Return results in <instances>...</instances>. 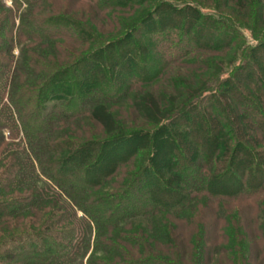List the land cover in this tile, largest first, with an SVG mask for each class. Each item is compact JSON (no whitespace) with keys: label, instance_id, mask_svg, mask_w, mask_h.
<instances>
[{"label":"trees","instance_id":"1","mask_svg":"<svg viewBox=\"0 0 264 264\" xmlns=\"http://www.w3.org/2000/svg\"><path fill=\"white\" fill-rule=\"evenodd\" d=\"M10 1L14 6H18L19 2L26 5L40 2ZM89 1L104 12L105 17L110 16L105 13L108 8L125 10L114 19L116 30L112 35L120 36L110 41H89L90 35H99V32L85 21L61 13L39 20H20L16 41H39L52 47L53 54L37 55L24 47L15 67L18 77L16 80L14 78L15 82L12 81L8 99L2 102L0 94L3 105L0 108V146L4 144L3 128L10 137L14 136L13 110L30 149L38 145L44 154V157L40 155L36 159L39 168L46 171L43 172L47 178L75 202L92 224L90 252L84 262L77 264H264V132L259 129L253 116V112H263L264 107L249 92L241 96L247 107L243 108L235 98L236 102H232L229 80H219L217 89L205 96L214 105L220 101L219 108L226 118V126H223V130L215 129L217 132L212 138L204 137L206 143H212V147L207 152H200L194 140L188 138L189 127L183 122H188L189 108L204 98L202 94L209 88L207 82L210 74L202 76V73H193L191 81H185V85L177 78L175 90L167 95L155 93L144 86L159 76L166 64L178 62L193 52L222 53L224 49L232 48L237 44L235 39L240 37L239 28H248L254 36L260 35L259 43L247 49L250 54L260 45L264 46V0H192L198 6H212L228 18L204 15L199 13L197 6L185 2L176 6L159 0ZM187 11L195 18L191 27H186L184 22L183 16ZM12 27V16L8 14L4 25L7 35L4 43L0 44V51L7 56L13 43ZM227 34L231 37L224 39L223 36ZM57 35L74 42L82 37L87 47L77 54L72 52L66 55L62 50H57L54 42L48 41ZM153 35H162L159 49L154 44ZM167 35L172 47L166 56L163 49L170 47ZM108 47L112 48L113 53L116 48H122L128 54H121L114 64L108 63L104 55ZM222 55L225 56V53ZM233 55L229 58L230 62ZM247 63L253 68L252 73L254 69L264 70L262 60L249 59ZM195 64L200 71L211 69L213 73H218L223 61L197 60ZM8 66L0 59V89ZM240 66L236 65L235 71ZM144 68L146 74L140 73L139 70ZM81 71L88 73L82 78L85 80L83 83L77 77ZM117 71L122 77L131 78L132 82L138 84L133 85L134 91L130 95L131 109L142 121L155 125V130L148 132L145 129L142 133L139 130H126L104 103L112 96L105 84L111 81L110 74ZM253 85L247 81L245 87L254 88L252 92L257 93L262 89V85ZM49 102L53 103L49 105ZM207 105L200 112L205 115L209 125L214 118ZM82 113L100 127L103 133L101 143L105 144L134 138L136 141L144 140L146 135L149 138L153 133L165 130L163 122L176 125L182 120V134L199 152L197 155L195 148L189 156L195 166L177 164L178 158L184 160L186 157L179 152L168 151L166 158L172 168L174 183L172 186L165 185L159 179L160 187L174 192L177 200L170 203L149 200L147 195L150 191L146 186L153 178L149 155L137 150L123 159L135 164V170L128 173V179L120 184L121 189L101 194L94 192L93 188L107 180L105 176L108 172L91 179H86L85 174L98 166L101 153L97 151L90 157L84 154L77 158L76 163H71L75 154L81 153L86 146L75 144L68 152L67 144L71 143V138L51 134L64 120ZM208 129L211 130V126ZM62 142L64 146L59 147ZM222 147L224 151L220 156L217 152ZM198 157H201L200 164H196ZM244 158L248 160L247 165L242 163ZM236 167H240V185L236 190H216V181L233 175ZM255 170L262 172V180L257 185H247L245 179L249 172ZM138 190L140 193H137ZM132 192L142 196L135 200L131 197ZM39 195L36 188L31 187L29 193L20 198H4V213L13 214L19 208L31 210L36 207L38 214H41L39 211L46 202L51 207H57L55 199L40 201ZM52 216L53 211L49 208L37 220L40 223L46 219L52 222ZM137 216L145 218V222L134 220L133 217ZM66 232V240L61 242L47 230H36L32 237L18 239L12 246L0 250V261L4 264H76L71 260L75 252L68 242L77 236L71 228ZM81 239L88 245V237L81 235Z\"/></svg>","mask_w":264,"mask_h":264},{"label":"rangeland","instance_id":"2","mask_svg":"<svg viewBox=\"0 0 264 264\" xmlns=\"http://www.w3.org/2000/svg\"><path fill=\"white\" fill-rule=\"evenodd\" d=\"M166 1L167 3H172L176 6L182 5L183 2L189 5L197 6V10L199 13L204 15H209L213 18H218L221 14L220 11H217L212 6H201L197 5L196 2L192 0H159ZM164 13V10H159ZM123 9H106L105 13L109 14V17H105L104 12L96 9L94 5L91 4L89 0H40L38 3H34L32 5H26L24 2H19L18 6H14L10 0H0V44L4 43L6 33L4 32V25L6 24V18L8 14H11L13 27L11 31L13 43L10 49L9 55L5 52L0 51V59H3L7 64H9L6 69V73L4 75L0 89L1 97L3 100L8 99V93L10 90V86L12 81L15 82L18 77L15 74V67L17 62L20 59L22 50L25 48H29V50L35 54H47L52 55L53 49L52 47L45 45L39 41L35 40H19L16 41V33L19 30V21L24 19H41L47 16L56 15L57 13L65 14L75 17L77 20L85 21L88 25L93 26L95 30L99 32V35H90V38L87 40L91 41H101L104 39H108L110 41L120 35L114 34L113 31L116 30V26L114 23L115 18L118 15L124 13ZM222 17H227V15H221ZM184 17V22L186 27H191L194 25L195 18L190 12H186ZM228 18V17H227ZM177 19V17H175ZM180 19V18H179ZM185 27V28H186ZM208 27V26H206ZM54 30V29H53ZM52 30V31H53ZM240 37H237L235 40L237 44L232 46L230 49H224L222 53H225V56L222 53L203 51V52H193L192 54L182 58L180 61L175 63L166 64L163 71L159 76L154 77L150 82L145 83L146 89L152 90L155 93H172L175 90L176 79L178 78L180 81H184V85L187 81H191V75L194 73H202V76L209 75V82H207L208 89L203 91L204 95L202 101H198L189 108V116L188 122L184 121L189 127L188 138H192L194 140L195 145L198 150L202 152H207V150L211 149L212 143H206L204 140L212 138L213 134L216 133L214 130L221 128L223 130V126L225 124V116L220 112L221 107L219 104L220 101L217 102V105L212 103L205 95L212 90H216V85L219 80L227 78L231 85V101L240 102L243 108L247 107L245 102L242 100L241 96L248 92L261 103V106L264 107V70L262 69H254L252 73V67L247 63L249 59H257L259 61L262 60L264 62V46L260 45L257 47V50L253 51L252 54L247 51L248 48L252 46H256L259 42L258 36H254L252 32L248 28H239ZM75 36V35H74ZM77 36V35H76ZM161 36V39H160ZM159 37L157 35H153L154 44L159 49L160 43L163 40L162 35ZM79 37V36H78ZM231 36L229 34L224 35V39H228ZM80 38V40H79ZM77 42L71 41L67 39L65 36L57 35L49 38L48 41L54 42L56 44V48L59 51L66 55L73 53L81 52L82 49L86 48L87 43L86 40H83L82 37H79ZM106 41V42H107ZM168 47L167 50H164V55H168L167 53L171 52L172 45L170 44V38H168ZM174 41V40H173ZM156 42V43H155ZM164 43V42H162ZM146 46L147 44L144 43ZM153 44V43H152ZM144 45V46H145ZM148 47V46H147ZM116 52H112V48L108 47L104 55L106 59H108V63L114 64L117 62L121 54L127 55L128 52L124 51L122 48H116ZM153 51V49H152ZM25 52V51H24ZM157 52V51H156ZM151 53V52H150ZM233 55V60L230 62L229 58ZM45 55V56H47ZM158 56V53L156 54ZM208 59H221L223 61L222 69L218 73H213V70L207 69L200 71L199 67L195 64L198 60L199 62L208 60ZM242 64V66H240ZM239 65L240 69L235 71V66ZM140 73L146 74V70L140 69ZM116 73V74H115ZM114 74H110L111 81L107 82L106 90L111 93V99L104 101V103L108 106V108L114 113V116L118 121L122 123L126 130H139V133L142 131L148 130V132L155 130V125L147 124L142 121L131 109L130 106V95L134 91L133 85H138L135 82L127 79L125 76L119 75L118 71ZM139 73V72H138ZM88 73L86 71H81L78 74V79L81 80L80 83H83L85 80L82 79L84 76L86 77ZM15 78V80H14ZM100 78V77H99ZM106 78V76H104ZM126 78V79H123ZM177 79V80H178ZM255 85H262V89L254 91L245 87L247 84L246 80ZM186 81V82H185ZM244 81V84H242ZM261 87V86H260ZM109 88V89H108ZM211 99L212 95H211ZM183 102V101H182ZM7 103V102H5ZM53 102H49L48 104H52ZM184 103V102H183ZM210 105H209V104ZM187 104V103H186ZM208 104V105H207ZM2 104L0 103V108ZM207 105V109L213 115V123L209 124L206 121L205 115H203L202 110L203 106ZM245 110V109H244ZM247 111V110H245ZM262 112V111H261ZM261 112H253L254 121L260 127L259 129L264 132V109L263 114ZM4 113V112H3ZM13 123L14 128L12 129L13 135L10 137L8 135V131L6 128H3L1 133L3 136L4 144L0 146V250L5 247H10L15 244L18 239L22 240L24 237H32L35 234L36 230H47L50 234L56 236L58 240L61 242H65V234L68 228L73 229L76 234L75 240L69 241V246H71V250L74 253L71 260L74 263H78L79 261L84 262L86 256L90 252L91 242L93 238V227L90 223L88 216L79 209V207L75 204V202L63 191L58 189L53 182H51L46 174L39 168L37 164V157L42 156V152L39 150V146H34V148L29 147V144L25 140V136L20 128V124L16 115L12 110ZM182 120L176 122V125L168 124V121H165V130L157 131L153 133L149 138L148 136H144V140L136 141L129 140L126 142H117V143H101L103 141V133H101L100 127L92 122L88 117H86L85 113L74 116L71 119L64 120L57 129H53L51 131L52 136H62L65 135L70 139L69 145L67 144V151L69 152L71 146L75 144H81L86 146L83 148L82 152L79 154H75L71 163H76L77 158L86 154L85 157H90L91 155H95L101 153V157L98 162V166L91 171L85 174L86 179H91L92 177L104 175V172H108L106 174V181L104 184H99L93 191L96 193H104V192H112L113 190L121 189V183L128 179V173L135 170V164H132L131 161L123 160L127 158L133 151L137 150L138 152H148L149 155V165L151 166V173L153 174V178H150L151 182L148 184V189L150 191L149 200L154 199L157 201L163 202H173L177 200L174 192L170 190H165L160 187L159 179H162L165 185L172 186L174 183V177H172V168L169 160L166 158L167 152H173L177 154L184 155L185 159L181 160L178 158L177 161L179 165L187 164L186 166L191 167L189 164H192L189 156L192 154V150L196 147H192L190 143L185 139L186 137L181 132ZM12 125V124H11ZM209 126H211V130H209ZM146 129V130H145ZM93 142V143H92ZM96 142V143H94ZM62 142L59 147L63 144ZM91 143V144H90ZM103 144V145H99ZM99 147H98V145ZM197 148L195 149V153L198 155ZM66 149V148H65ZM85 149V150H84ZM224 148L217 153L222 155ZM56 155V154H55ZM60 157L61 154H57ZM219 156V157H220ZM64 156H62L63 158ZM123 160V161H122ZM217 162V159H215ZM126 161V162H125ZM118 162V163H117ZM172 162V161H171ZM201 157H198L196 160V164H200ZM169 163V164H168ZM243 164H248V160L244 158ZM51 165V163H49ZM118 164V165H117ZM221 165V164H220ZM195 166V165H194ZM239 168L236 167L233 171V175L230 174L225 178L220 179V181H216V190H236V188L240 185L239 178ZM52 169V167H51ZM46 172V171H45ZM93 173V174H92ZM14 176V177H13ZM262 172L260 170H255L249 172V175L245 179L247 185L254 186L262 180ZM158 178V180H157ZM12 180V181H11ZM8 182V183H7ZM148 183V182H147ZM31 187L36 188L37 192H39V198L42 199L40 201H48V199H55L58 203L57 207H51V205L46 202L44 204L39 213H43L47 211L49 208L53 211L52 219L54 221H50L46 219L44 222L38 221V217L41 214H38V209L36 207L34 209H26L22 208L14 211L13 214L4 213L6 209V205L3 202L4 198H9L13 196H18L17 198L22 197V195L28 194ZM140 190L137 191V193ZM264 192V191H262ZM136 192H132L131 197L136 198L138 200L142 195L137 194ZM236 199H233V201ZM224 201V200H222ZM43 204V203H42ZM39 208V207H38ZM3 214V216H1ZM7 214V215H4ZM134 220L139 222H145V218L142 216L133 217ZM60 235V236H59ZM81 235L84 238L88 237V245L84 244V239H81ZM62 236V237H61ZM9 263V262H8ZM0 264L2 261H0ZM6 264V263H5ZM12 264V263H10Z\"/></svg>","mask_w":264,"mask_h":264}]
</instances>
